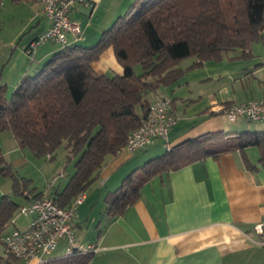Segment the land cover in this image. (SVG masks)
<instances>
[{
    "label": "crops",
    "instance_id": "0c3cea01",
    "mask_svg": "<svg viewBox=\"0 0 264 264\" xmlns=\"http://www.w3.org/2000/svg\"><path fill=\"white\" fill-rule=\"evenodd\" d=\"M88 1L87 6L75 4L70 12L81 26L75 42L84 46L96 43L136 0ZM11 4L6 15L16 26L0 33V82L15 87L62 45L46 40L28 55V44L48 28L49 21L39 0ZM249 53L242 58L239 51H229L222 59L206 60L161 87L156 95L171 99L176 120L167 142L155 139L149 148L158 152L164 146L169 149L207 132L246 129L241 121L246 119L228 121L222 107L264 95V55L252 49ZM26 55L31 56L30 62ZM92 67L97 73H123L112 47L106 48ZM248 127L249 131H264ZM250 147L255 146L155 175L142 185L138 199L123 214L112 216L106 211L104 198L130 169L138 167V162L122 166L130 155L115 154L85 191L71 221L73 242L62 237L47 259L66 256L69 248L78 250L93 244L96 250L86 264H264V231L254 230L257 222L264 221V168L259 164L257 147L258 155L249 154ZM244 157L256 168H249ZM68 179L58 182L56 189L60 190ZM27 201L24 198L19 204ZM15 224L26 227L28 221L18 223L16 218ZM10 228L8 222L3 234ZM0 264L30 263L2 255Z\"/></svg>",
    "mask_w": 264,
    "mask_h": 264
},
{
    "label": "trees",
    "instance_id": "16d2710c",
    "mask_svg": "<svg viewBox=\"0 0 264 264\" xmlns=\"http://www.w3.org/2000/svg\"><path fill=\"white\" fill-rule=\"evenodd\" d=\"M262 30L264 0H136L96 43L63 46L33 74H26L10 98L6 84L0 82V131H8L35 156L50 159L65 142L67 159H76L74 172L60 190L54 185L52 194L59 206H67L99 177L107 157H114L125 145L128 133L147 115L161 87L206 60L222 59L229 51L249 57L251 44L262 38ZM108 47L123 67L122 74L93 69L92 62ZM187 57L194 59L182 67L181 60ZM248 146L257 147L264 168V131L207 132L166 149L128 173L106 195V211L112 216L123 214L155 175L224 152H243ZM244 159L249 168H256ZM0 173L13 177L1 148ZM13 189L28 200L41 192L18 181ZM19 206L7 194L0 197V236ZM92 254L73 249L44 264H86Z\"/></svg>",
    "mask_w": 264,
    "mask_h": 264
},
{
    "label": "built area",
    "instance_id": "2783aa9c",
    "mask_svg": "<svg viewBox=\"0 0 264 264\" xmlns=\"http://www.w3.org/2000/svg\"><path fill=\"white\" fill-rule=\"evenodd\" d=\"M41 11L49 21L48 28L38 37L30 41L26 53L32 55L36 46L43 41L51 40L63 46L77 41L81 32L78 20L70 16L77 3L89 5L88 0H39ZM228 121L244 118L248 121H264V95L259 98L231 103L222 107ZM176 120L172 109V101L167 96L155 95L147 115L138 127L127 135L125 145L117 155H130L144 148L157 138L167 142L169 131ZM62 172L52 175L46 180L40 195L18 207V213L28 217L26 227H18L16 218L9 221L11 228L2 236V250L5 258H18L30 264L44 263L47 256L56 247L62 237L70 243L74 240L71 221L78 206L85 197V191L78 193L67 206H59L52 191ZM256 232L264 231V221L254 225ZM95 245L80 246V252H94ZM72 249L69 248V253Z\"/></svg>",
    "mask_w": 264,
    "mask_h": 264
},
{
    "label": "rangeland",
    "instance_id": "374dc122",
    "mask_svg": "<svg viewBox=\"0 0 264 264\" xmlns=\"http://www.w3.org/2000/svg\"><path fill=\"white\" fill-rule=\"evenodd\" d=\"M6 1V0H5ZM12 6L10 2H5L3 6H0V25H1V33L5 31L7 33V29L9 27L16 26V24L13 22L12 24V18H9L7 14V8L9 6ZM251 49L255 52H258L262 55H264V30H262V38L258 41H254L251 44ZM28 58V61H31V56L26 55ZM194 58L193 57H187L183 60H181L180 65L181 66H188L192 62ZM47 60V59H46ZM45 60V61H46ZM44 61V62H45ZM137 71H140V67L137 66ZM112 72V71H108ZM7 97L10 98L14 87L7 86ZM232 87L226 88L227 90H230ZM232 90V89H231ZM152 96L149 95L148 98H151ZM243 121V124L246 126V129L237 130L236 132H242L249 130L248 126L255 128H264L261 126H264V122H257V121H247V120H241ZM259 126V127H256ZM258 130V129H257ZM160 139V138H157ZM0 148L3 152V156L5 161L7 162L8 166L11 168L13 172V177L6 176L0 173V197L4 194L9 195L14 201L17 203H23L24 197L20 194L16 193L13 189V183L14 181H18L20 185L27 186L28 188H35V190H40L43 188L45 182L47 179H49L52 175L57 173L58 171H61L63 176H61L56 184L58 182H64L65 179H68L69 176L74 172V164H75V158L73 159H67V151L65 148V142H63L53 153L52 158H48L47 155L42 156H35L28 148H21L18 145V142L16 139L6 130L0 131ZM166 150V147L164 146L161 150L156 152L154 149L149 148V144L146 145L144 148L135 151L134 153L130 154V157L125 159V162H122L125 166L126 164L130 165L135 162L137 163V166L142 165L146 160H148L151 157H154L156 155H159L163 153ZM250 152L257 153V149L255 147H250L248 150V153ZM140 157V158H139ZM111 158H114L113 156L109 155L107 157V161ZM130 159V160H129ZM128 161V163H126ZM132 169H130L128 172H131ZM128 174V173H127ZM126 174V175H127ZM125 175V176H126ZM15 178L17 180H15ZM27 180V181H25ZM55 184V185H56ZM14 218H17L18 223H22L25 221H28V217L25 215H22L18 213V210L14 213ZM3 255V250L0 245V256Z\"/></svg>",
    "mask_w": 264,
    "mask_h": 264
}]
</instances>
